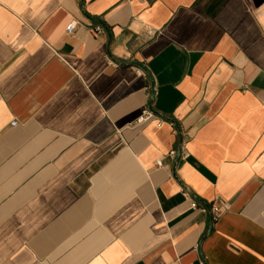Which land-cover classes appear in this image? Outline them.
<instances>
[{"label": "crops", "instance_id": "1", "mask_svg": "<svg viewBox=\"0 0 264 264\" xmlns=\"http://www.w3.org/2000/svg\"><path fill=\"white\" fill-rule=\"evenodd\" d=\"M0 264H264V0H0Z\"/></svg>", "mask_w": 264, "mask_h": 264}, {"label": "built area", "instance_id": "2", "mask_svg": "<svg viewBox=\"0 0 264 264\" xmlns=\"http://www.w3.org/2000/svg\"><path fill=\"white\" fill-rule=\"evenodd\" d=\"M75 28H76V24L75 23H70L67 27H66V32L68 33V34H72L73 33V31L75 30ZM103 30V28L102 27H98L97 28V31L100 33L101 31ZM153 117H155V114L149 109V108H147V109H145L144 111H143V114L136 120V122H135V124H142V123H145L146 121H148V120H150L151 118H153ZM178 152L176 151V150H173V151H171L169 154H168V156L169 157H171V158H176V157H178ZM182 155H183V157L184 158H186L187 156H188V153L187 152H184V153H182ZM156 166L158 167V168H161V167H163V161H162V159H158L157 161H156ZM184 193V195L185 196H188V193L187 192H183ZM205 208L206 209H209L207 206H205Z\"/></svg>", "mask_w": 264, "mask_h": 264}, {"label": "water", "instance_id": "3", "mask_svg": "<svg viewBox=\"0 0 264 264\" xmlns=\"http://www.w3.org/2000/svg\"><path fill=\"white\" fill-rule=\"evenodd\" d=\"M207 206V205H206ZM208 207V206H207ZM209 208V207H208ZM209 211H211V209L209 208Z\"/></svg>", "mask_w": 264, "mask_h": 264}]
</instances>
